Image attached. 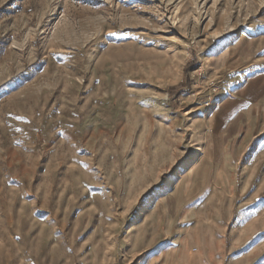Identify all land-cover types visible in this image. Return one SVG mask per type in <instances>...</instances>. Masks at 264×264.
Here are the masks:
<instances>
[{"label":"rangeland","instance_id":"rangeland-1","mask_svg":"<svg viewBox=\"0 0 264 264\" xmlns=\"http://www.w3.org/2000/svg\"><path fill=\"white\" fill-rule=\"evenodd\" d=\"M0 264H264V0H0Z\"/></svg>","mask_w":264,"mask_h":264}]
</instances>
